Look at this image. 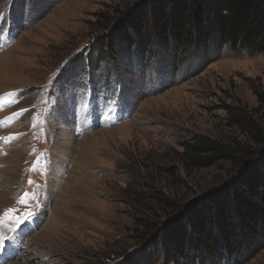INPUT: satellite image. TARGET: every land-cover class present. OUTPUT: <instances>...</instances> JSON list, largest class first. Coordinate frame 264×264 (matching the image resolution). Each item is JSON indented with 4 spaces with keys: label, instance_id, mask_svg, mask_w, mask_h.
I'll use <instances>...</instances> for the list:
<instances>
[{
    "label": "rangeland",
    "instance_id": "obj_1",
    "mask_svg": "<svg viewBox=\"0 0 264 264\" xmlns=\"http://www.w3.org/2000/svg\"><path fill=\"white\" fill-rule=\"evenodd\" d=\"M144 8V0H0V248L18 230L33 242L26 250L12 238L8 264H184L189 252L198 264L207 257L194 251L198 228L238 205L255 212L247 191L255 178L237 181L234 161L188 165L181 144L205 135L252 153L264 147L248 126H234L236 117L264 131V54L176 53L163 71L153 53L97 57L101 37L136 16L140 27ZM14 151L13 163L1 162ZM8 169L18 177L11 189ZM144 221L161 227L146 236ZM241 251L216 264H264V250L251 260Z\"/></svg>",
    "mask_w": 264,
    "mask_h": 264
},
{
    "label": "trees",
    "instance_id": "obj_2",
    "mask_svg": "<svg viewBox=\"0 0 264 264\" xmlns=\"http://www.w3.org/2000/svg\"><path fill=\"white\" fill-rule=\"evenodd\" d=\"M144 1L145 8L142 11L145 20L138 23L140 27L135 24L137 16L135 20L124 21L123 27L118 31L110 33L111 25L104 27V24L100 27L107 29L110 35L101 37L102 42H107L105 46H102L103 43L100 41L96 43L99 47L97 52L94 50L97 57L99 52H102L111 53L113 56L119 54L123 58L143 59L147 54L153 53L155 56L158 55L155 62H158V67L163 71L166 68L165 60L176 57V53L187 55L200 50L211 53L221 52L226 48L237 55L264 54V0ZM131 32L134 33L132 37L129 35ZM177 33L180 34L179 37ZM145 45L148 46L146 55L143 52ZM120 79L118 76L117 81L123 83ZM89 81L97 89H103L91 75ZM114 85L116 86V83ZM251 124L235 117L234 126H248L247 130L252 133L256 144L264 145L263 129L259 124ZM234 145H224L221 140L205 135H197L181 144L183 147L181 156L188 165L214 166L216 162L234 161V166H241L240 172L246 169V172L235 178L237 181L255 178L247 189L255 200V212L248 216L238 205L237 208L230 210L229 214L226 211L224 220L217 221V226L208 225L207 228L204 225L196 230L197 239L194 247L197 249L194 251L197 250L198 253L203 251L207 255L205 259L201 255L203 262L200 259L198 264H209L208 262L216 264L225 256L230 254L235 256L242 252L241 250H245L247 253L245 254L251 260L264 250V147L252 153V150L246 149L240 143ZM222 199L224 200L223 197ZM163 201L166 208L179 210L174 202H169L166 198ZM142 225L147 229L146 236H150L148 234L161 227V223L150 221H144ZM241 255L243 257V253ZM182 260L184 264H195L190 252L183 254Z\"/></svg>",
    "mask_w": 264,
    "mask_h": 264
},
{
    "label": "bare ground",
    "instance_id": "obj_3",
    "mask_svg": "<svg viewBox=\"0 0 264 264\" xmlns=\"http://www.w3.org/2000/svg\"><path fill=\"white\" fill-rule=\"evenodd\" d=\"M81 124V123H80ZM85 126H87V125H83V123H82V128L83 127H85ZM74 137V136H73ZM10 149V148H9ZM11 149H12V146H11ZM10 149V150H11ZM14 153H16L15 151L13 152V153H11V155L12 154H14ZM16 155H17V153L15 154V155H13V156H11V158H9L8 160L7 159H4V160H1V162L3 163V162H7V163H9V164H11V163H13L14 161L12 160V158L13 157H16ZM51 162H53V157L51 156L50 157V159H49ZM53 164V163H52ZM58 169V168H57ZM57 170H55L54 169V174L56 173L57 174V172H56ZM60 171V170H59ZM62 171V170H61ZM52 172V173H53ZM7 173H8V175H9V178L6 180V182H5V188H7V189H11L14 185H16L17 184V181H18V177L14 174V171H11V169H8L7 170ZM73 173V172H72ZM60 174V173H59ZM74 176V175H73ZM57 177H59L58 175L57 176H55L54 177V179H57L58 180V178ZM55 181V180H54ZM1 186V185H0ZM53 187V182H51V184H50V187H49V189H48V192H49V196H47V198L49 197V199H48V202L50 203V202H52V198H53V193L51 192V188ZM1 189V188H0ZM6 199V194L5 193H1V190H0V203L2 204L3 202H4V200ZM47 201V200H46ZM46 203V202H45ZM15 236H16V238L18 239V241H15V243L17 244V245H19V246H21V247H23V249H24V245L26 244V241H25V244H24V240H22L21 239V232L18 230V231H16V232H11V234H10V238L8 239V241L6 242V245L4 244V248H0V264H2L3 262H5V261H7V263L6 264H8L10 261H9V257L7 256V248H8V246H9V244L11 243V240H12V238H15ZM5 238L4 237H0V243H1V241H3ZM30 242H32V240H28L27 241V244L25 245V249L26 248H28L30 245ZM33 243V242H32ZM31 247V246H30ZM23 249H22V251L20 252V254H22L23 253ZM18 250L19 249H17L16 251H15V254L18 252ZM27 250V249H26ZM24 253H25V251H24ZM19 254V253H18ZM25 255V254H24ZM20 258V257H19ZM14 262V261H13Z\"/></svg>",
    "mask_w": 264,
    "mask_h": 264
},
{
    "label": "water",
    "instance_id": "obj_4",
    "mask_svg": "<svg viewBox=\"0 0 264 264\" xmlns=\"http://www.w3.org/2000/svg\"><path fill=\"white\" fill-rule=\"evenodd\" d=\"M244 172H246V169L242 170L239 174H243Z\"/></svg>",
    "mask_w": 264,
    "mask_h": 264
}]
</instances>
